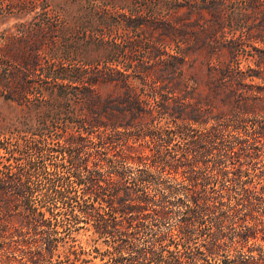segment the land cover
Here are the masks:
<instances>
[{"label":"trees","instance_id":"1","mask_svg":"<svg viewBox=\"0 0 264 264\" xmlns=\"http://www.w3.org/2000/svg\"><path fill=\"white\" fill-rule=\"evenodd\" d=\"M85 1L73 0L82 14L65 26L34 23L0 43L8 103L0 113V264H84L47 236L43 212L22 206L23 174L5 145L47 142L53 123L76 127L63 139L66 160L82 197L92 199L79 212L100 230L125 235L122 221L106 218L119 209L135 215L129 224L171 214L164 193L132 198L122 165L142 164L169 193V184L177 187L185 215L143 251V264H209L221 250L227 258L215 264H264V9L249 1L225 14L220 2H167L165 20L131 18L136 38L116 42L88 34L113 23L94 10L96 0L91 8ZM227 28L242 30L244 49L226 39ZM83 134L100 149L85 150ZM207 223L206 240L178 249Z\"/></svg>","mask_w":264,"mask_h":264},{"label":"rangeland","instance_id":"2","mask_svg":"<svg viewBox=\"0 0 264 264\" xmlns=\"http://www.w3.org/2000/svg\"><path fill=\"white\" fill-rule=\"evenodd\" d=\"M173 1L193 5L206 4L211 1L220 2L225 14L233 12L234 7L245 8L249 1L255 5L260 4V8L264 9V0H96L94 10L106 16L113 23V27L93 32L90 28L88 34L93 33L96 37L104 34L105 38L115 39L116 42L136 38L135 30L127 26L129 19L145 18L154 22H162L167 17L164 4ZM83 4L91 8L95 3L94 0H90ZM78 8L79 3H73V0H0V43L3 36H20L23 30L30 28L34 23L47 24L44 22H50L57 27L65 26L73 21L76 15L82 14ZM241 34V29L236 31L227 28L226 39L235 40L237 47L244 49L238 45ZM238 53L245 57L243 50ZM7 106L8 103L0 97L1 114H7ZM62 128L60 123L49 125L46 131L49 136L47 142L38 141L33 144L22 140L18 145L13 139L5 143L8 145V150L13 152L10 162L18 173L23 174L22 206L25 209L36 208L43 212L45 218L50 220L47 236L57 240L60 251L76 253L75 256L80 261H84L82 262L84 264H143V251L151 248L156 237L175 231L178 222L185 215V205L175 203L180 197L179 192L174 189L177 187L169 184L173 188L172 193H169L163 189L164 186L159 184L160 180L157 175L146 176L144 174L142 164L122 165L120 167L122 183L124 188L132 193V198L143 196V194L160 198V195L164 193L166 200L172 203L169 206L171 214L160 223H153L151 219H146L141 220V223L134 221L129 224L130 218L135 215L130 211L123 213L119 209L116 213L107 215L106 218L109 221L113 219L122 221L126 227L125 235L114 234L112 236L100 230L93 217L79 212L80 209L88 208L92 199L87 195L82 197V190L73 182L72 166L66 160L69 147L63 145V139L69 133L76 135V127L72 129L70 127L66 132H63ZM83 135L82 144L85 145V150L100 149V144L94 135ZM177 143L173 141L174 145ZM3 155L4 151L0 149V156ZM258 166H262V163ZM141 179H148V182L143 183ZM123 199H125L124 196ZM126 204L134 205L136 202L128 200ZM211 228L212 226L207 223L199 230V234L187 239L183 246L179 245L178 249L193 251L208 238ZM225 233V240L229 243L232 231L227 230ZM170 249L174 250V247L171 246ZM225 252L221 250L216 258H210L209 264L219 263L221 259L227 258V252ZM73 257L72 255L71 258Z\"/></svg>","mask_w":264,"mask_h":264}]
</instances>
